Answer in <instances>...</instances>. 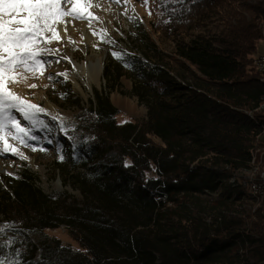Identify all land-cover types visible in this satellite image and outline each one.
<instances>
[{
  "label": "trees",
  "instance_id": "1",
  "mask_svg": "<svg viewBox=\"0 0 264 264\" xmlns=\"http://www.w3.org/2000/svg\"><path fill=\"white\" fill-rule=\"evenodd\" d=\"M145 3L153 17L133 20L102 70L109 90L131 80L145 117L121 121L93 91L76 128L95 141L69 139L56 162L79 196L28 170L4 178L0 233L63 227L75 244L50 236L38 260L33 248L10 264H264V196L247 190L264 170V0Z\"/></svg>",
  "mask_w": 264,
  "mask_h": 264
},
{
  "label": "rangeland",
  "instance_id": "2",
  "mask_svg": "<svg viewBox=\"0 0 264 264\" xmlns=\"http://www.w3.org/2000/svg\"><path fill=\"white\" fill-rule=\"evenodd\" d=\"M94 1L95 7L91 13L98 19L89 21L66 18L68 21L66 34L70 40L69 37L67 39L61 37L59 42L52 40L43 45L54 53L40 57L47 63L43 67H38L35 74L32 71L27 72L26 80L21 79L19 83L9 85L10 90L19 96L21 93L19 91L24 89L26 94L22 99L44 111L36 113V122L33 124L24 120L15 109L11 110L12 115L19 120L20 126L29 131L26 136L20 133L22 137L20 139L16 138L18 134L11 124L0 130V136L6 137L8 141L12 139L15 141V145L12 143L10 145L19 153L4 151L3 140H0V183H3L7 176L13 177L23 170H28L43 191L49 193L67 190L79 196L69 185L63 183L67 173L61 172L56 162L61 161V157L67 154L66 142L69 139L71 145L77 144L82 136L85 137V141H95L94 136L83 135V132L76 128V115L80 108L89 105L95 89L106 90L111 103L121 111L119 120L131 118L140 120L145 117L146 108L138 104L136 97L128 94L131 80L127 76H122L119 84L109 90L102 70L104 60L113 45L128 47L127 32L131 31L132 34L136 32L132 26L133 20H141L144 14L152 18L153 15L149 13L151 9L147 8L145 0H120L119 3L116 0ZM70 6L68 5L69 8ZM263 49L264 44L261 43L259 50ZM87 56H92L95 64L97 60L101 62L102 68L97 82L92 80L87 71H83L92 67L87 61ZM61 73L66 75H59ZM33 84L37 87H29ZM70 97H77L79 105ZM56 156L60 157L56 159ZM50 236H55L64 244L70 243L75 247L63 227L46 230L45 233H31L28 236L8 230L1 232L0 264H10L12 260L14 262L24 259L30 255L33 248H36L33 260H38V248L43 242L48 241Z\"/></svg>",
  "mask_w": 264,
  "mask_h": 264
},
{
  "label": "snow or ice",
  "instance_id": "3",
  "mask_svg": "<svg viewBox=\"0 0 264 264\" xmlns=\"http://www.w3.org/2000/svg\"><path fill=\"white\" fill-rule=\"evenodd\" d=\"M116 2L119 3L120 0ZM89 7L90 4L80 3L79 0H0V130L11 124L18 134L16 138L22 139L20 133L28 135L29 130L20 126L11 110L15 109L24 120L34 124L36 113L43 112L44 109L23 100L10 90L9 85L19 83L21 79L26 80L25 73L32 71L35 74L38 67L47 63L40 57L54 53L43 45L52 40H61L58 27L64 25V31L67 32L66 18L89 21L98 19L86 11ZM114 55L119 57V53ZM0 140H3L4 151L19 154L6 137L0 136Z\"/></svg>",
  "mask_w": 264,
  "mask_h": 264
},
{
  "label": "bare ground",
  "instance_id": "4",
  "mask_svg": "<svg viewBox=\"0 0 264 264\" xmlns=\"http://www.w3.org/2000/svg\"><path fill=\"white\" fill-rule=\"evenodd\" d=\"M80 3H87L90 4L91 7L87 8L86 11L91 12L93 10V8L95 7V1L94 0H79ZM71 7V6H70ZM58 32L59 35L62 37V39H67L69 37L68 34H66V32L64 31V25H60L58 27ZM70 38V37H69ZM259 57H261V53L255 58V66L258 70V67H261V60H256ZM87 61L92 64L91 69H85L83 71H87L89 73V75L91 76L92 80H94V82H97L98 76L100 75L101 72V62L100 60L96 61V64L93 63V57L92 56H87ZM28 73H25L26 77ZM259 77L260 80L262 82H264V71H261L259 73ZM19 92L20 93V97L24 98L25 97V90L21 89ZM9 144L12 143V145H15V141L9 140L8 141ZM16 147V146H15ZM247 177H248V183H247V190L251 195L254 196H264V170L259 171L257 167H255L254 169H252L251 171L247 172ZM261 210L262 213L264 214V201L262 202L261 205Z\"/></svg>",
  "mask_w": 264,
  "mask_h": 264
},
{
  "label": "built area",
  "instance_id": "5",
  "mask_svg": "<svg viewBox=\"0 0 264 264\" xmlns=\"http://www.w3.org/2000/svg\"><path fill=\"white\" fill-rule=\"evenodd\" d=\"M256 60H261V67H258V72L260 73L261 71H264V50L261 52V57Z\"/></svg>",
  "mask_w": 264,
  "mask_h": 264
}]
</instances>
